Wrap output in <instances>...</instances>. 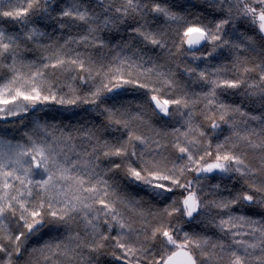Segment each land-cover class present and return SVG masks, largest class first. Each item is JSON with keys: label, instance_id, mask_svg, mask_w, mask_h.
Masks as SVG:
<instances>
[{"label": "snow or ice", "instance_id": "obj_1", "mask_svg": "<svg viewBox=\"0 0 264 264\" xmlns=\"http://www.w3.org/2000/svg\"><path fill=\"white\" fill-rule=\"evenodd\" d=\"M0 264H264V0H0Z\"/></svg>", "mask_w": 264, "mask_h": 264}]
</instances>
